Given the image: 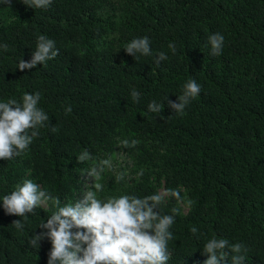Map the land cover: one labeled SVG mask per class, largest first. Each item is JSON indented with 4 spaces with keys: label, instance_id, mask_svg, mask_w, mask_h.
I'll use <instances>...</instances> for the list:
<instances>
[{
    "label": "trees",
    "instance_id": "16d2710c",
    "mask_svg": "<svg viewBox=\"0 0 264 264\" xmlns=\"http://www.w3.org/2000/svg\"><path fill=\"white\" fill-rule=\"evenodd\" d=\"M215 33L224 36L219 55L209 44ZM40 35L58 55L20 71ZM143 37L151 55L124 51ZM161 52L168 58L157 64ZM190 79L199 95L173 112ZM26 93H39L49 121L20 156L0 160V264H48L50 240L33 248L30 238L95 182L101 200L180 192L158 207L174 216L167 264H204L213 237L243 245L242 264H264V0H52L47 8L0 0V102L22 103ZM153 101L160 114L148 110ZM85 150L91 158L78 161ZM117 152L130 161L127 175L105 167ZM93 167L103 169L99 181L87 175ZM25 180L52 199L26 217L8 215L3 197Z\"/></svg>",
    "mask_w": 264,
    "mask_h": 264
},
{
    "label": "clouds",
    "instance_id": "9594fccd",
    "mask_svg": "<svg viewBox=\"0 0 264 264\" xmlns=\"http://www.w3.org/2000/svg\"><path fill=\"white\" fill-rule=\"evenodd\" d=\"M51 2L52 0H28L29 6L35 8H47ZM223 43L224 36L220 33L209 37L212 55L220 54ZM169 47L175 51L174 45L170 44ZM124 51L132 57L137 54L151 55L150 41L147 37L133 39ZM57 55L54 41L40 35L31 60L25 62L20 59L17 69H33ZM167 58L161 52L155 62L159 64ZM200 91L195 79H190L184 85L177 102L169 104L170 109L182 114ZM131 96L138 102L140 93L133 89ZM39 100V93H26L22 97V103L15 99L0 102V160L7 161L20 156L38 137L39 128L49 121L47 114L37 106ZM162 108L163 104L155 101L148 105V110L153 113L160 114ZM71 111L70 106L65 109L66 114ZM56 130L55 127L51 128L53 132ZM124 143L127 145L128 141ZM135 143L132 141L133 145ZM90 158V153L85 150L79 155L78 161L84 162ZM102 170L93 167L87 175L99 181ZM92 189L86 191L82 199L74 204L58 207L46 223L39 226L47 231L30 238V247L36 248L38 242L45 238L50 240L48 264H167L170 259L168 242L172 239L169 229L174 224V216L161 215L158 207L163 196L180 199V192L169 190L144 198L121 195L101 200L97 193L103 190V184L95 182ZM49 199L52 198L37 184L25 180L16 190L3 197L2 205L8 215L23 218ZM55 203L59 205L58 198ZM12 225L17 229L24 226L21 220L13 221ZM191 232L195 234L197 228L192 227ZM242 249L243 245L239 243L229 245L227 239L213 237L204 245L203 254L208 257L204 264H224L230 255L231 264H242L245 259L240 255Z\"/></svg>",
    "mask_w": 264,
    "mask_h": 264
},
{
    "label": "rangeland",
    "instance_id": "374dc122",
    "mask_svg": "<svg viewBox=\"0 0 264 264\" xmlns=\"http://www.w3.org/2000/svg\"><path fill=\"white\" fill-rule=\"evenodd\" d=\"M106 169H109L111 170L112 172H123L124 174H128L129 172V168H130V161L127 159V157L125 155H123L122 153L120 152H117L115 154V157L113 159H110L107 161L106 163ZM159 194H163L165 193L163 191V188H159V191H158ZM166 195L163 196V199H165ZM43 208H46L47 207V204H43L41 205ZM180 207L183 209V211L185 212L186 211V207L184 205H180Z\"/></svg>",
    "mask_w": 264,
    "mask_h": 264
}]
</instances>
